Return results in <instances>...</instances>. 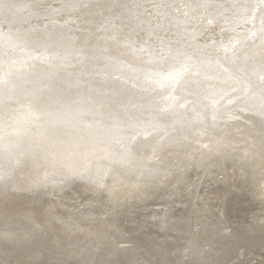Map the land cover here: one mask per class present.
Segmentation results:
<instances>
[{
  "label": "bare ground",
  "instance_id": "obj_1",
  "mask_svg": "<svg viewBox=\"0 0 264 264\" xmlns=\"http://www.w3.org/2000/svg\"><path fill=\"white\" fill-rule=\"evenodd\" d=\"M0 264H264V0H0Z\"/></svg>",
  "mask_w": 264,
  "mask_h": 264
}]
</instances>
